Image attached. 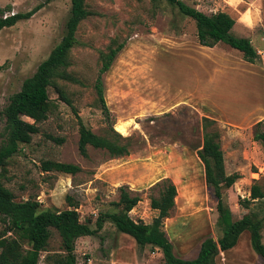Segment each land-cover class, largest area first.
<instances>
[{
    "label": "rangeland",
    "instance_id": "obj_1",
    "mask_svg": "<svg viewBox=\"0 0 264 264\" xmlns=\"http://www.w3.org/2000/svg\"><path fill=\"white\" fill-rule=\"evenodd\" d=\"M210 15L225 11L235 20L253 25L252 45L264 51V0H183ZM90 15L76 31L68 71L78 79L59 80L70 104L50 87V113L39 123L31 142L0 164L2 177L15 200L36 199L41 208H68L67 197L77 203L81 221L95 228L100 212L112 210L121 185L140 197L130 211L134 220L151 222L156 211L149 196L158 195L155 183L169 178L176 186L175 205L163 221V230L176 255L196 256L207 236L218 239L216 198L204 180V167L196 147L202 141L201 117L215 119L227 174L240 177L223 191L224 203L235 218L250 209L264 214V199L249 208L241 200L250 186L264 183V146L253 139L258 116L247 117L264 103V63H253L219 42L201 46L194 21L165 0H85ZM262 5L263 25L260 13ZM39 6L29 19L0 30V144L3 109L22 81L65 33L70 0H0L7 15ZM252 21V22H251ZM232 34H236L234 29ZM124 43L109 70L102 75L106 118L94 87L100 67L99 51ZM214 51V52H213ZM246 116V117H245ZM79 120L96 134L113 128L131 142L129 154L112 157L105 150L87 146V157L78 151ZM54 139H62L57 142ZM42 160L77 164L71 175L41 171ZM0 214V235L4 223ZM264 241V228L262 229ZM62 252L60 237L51 229L45 256ZM77 264H161L162 253L140 247L132 237L105 221L94 235L75 241ZM216 264H261L243 231L231 249L216 257Z\"/></svg>",
    "mask_w": 264,
    "mask_h": 264
},
{
    "label": "trees",
    "instance_id": "obj_2",
    "mask_svg": "<svg viewBox=\"0 0 264 264\" xmlns=\"http://www.w3.org/2000/svg\"><path fill=\"white\" fill-rule=\"evenodd\" d=\"M174 5L178 11L191 18L195 23L197 41L202 46L213 47L223 42L238 50L242 58L253 63L260 59L256 48L249 38L235 36L231 29L235 19L225 11L210 15L203 13L183 0H165ZM39 9L35 6L28 11L7 15L0 9V30L15 25L20 20L29 19ZM90 15L85 0H70V12L65 23V33L49 54L37 66L30 76L26 77L18 91L10 95L3 109L5 123L3 140L0 144V164L7 163L24 146L31 142L32 136L39 132V123L46 120L50 113L49 88H54L61 99L70 104L65 92L58 86V81L79 82L67 69L70 66V54L76 45V31L79 23ZM124 43L111 44L107 50L99 51L100 67L94 87L106 118L109 110L103 98L102 75L109 70L117 53ZM253 139L264 146V118L257 121ZM202 141L196 147L197 156L204 167V180L216 198L217 224L221 236L214 239L207 236L200 243L198 252L193 258H183L175 254L173 244L163 230V221L174 208L176 186L169 178H162L155 183L158 195L149 196V205L156 211L151 222L134 220L130 211L139 202L140 197L127 185H121L119 198L112 204L114 208L100 212L96 218L95 228L88 221H81L77 203L67 197L69 204L65 209L41 208L36 199L15 200L12 191L5 186L0 171V214L4 230L0 235V264H39L43 251L47 250L51 229L60 237L62 252L47 254V264H77L75 241L81 236L94 235L108 221L121 233L127 234L140 246H150L162 253V264H216V257L222 251L236 245L243 231L249 232L250 245L264 264V214L259 215L250 209L239 218L233 216L230 208L224 203L223 191L233 185L240 177L237 172L227 174L220 145L221 131L215 119L201 117ZM78 151L87 157V146L105 150L112 157L129 154L131 142L113 128H107L105 134H96L82 120L78 126ZM61 142L62 139H54ZM41 171H57L74 175L81 168L77 164L42 160ZM264 199V183L254 182L250 186L249 197L241 200V205Z\"/></svg>",
    "mask_w": 264,
    "mask_h": 264
},
{
    "label": "crops",
    "instance_id": "obj_3",
    "mask_svg": "<svg viewBox=\"0 0 264 264\" xmlns=\"http://www.w3.org/2000/svg\"><path fill=\"white\" fill-rule=\"evenodd\" d=\"M262 5L263 3L261 2V13H260V22L261 25H263V18H262ZM252 22V21H251ZM235 31V36H239V37H246L249 38L251 43L253 40H251V38L249 36H251L250 34H252V32L254 31L253 25H248L247 23H243L240 20H235V24L233 25L232 29ZM263 34H264V28H263ZM264 37V36H263ZM202 46V45H201ZM207 48V46H205ZM208 48H216V47H208ZM215 50V49H214ZM257 52L260 55V59L261 62L264 63V51L258 47H256ZM214 52V51H213ZM258 116L259 118L255 121H259L261 119L264 118V103L262 106H255L253 107L248 113H247V117H254ZM245 116V117H246ZM162 264V263H161Z\"/></svg>",
    "mask_w": 264,
    "mask_h": 264
}]
</instances>
